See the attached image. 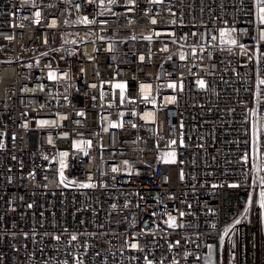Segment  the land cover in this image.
Returning <instances> with one entry per match:
<instances>
[{"label":"built area","instance_id":"built-area-1","mask_svg":"<svg viewBox=\"0 0 264 264\" xmlns=\"http://www.w3.org/2000/svg\"><path fill=\"white\" fill-rule=\"evenodd\" d=\"M261 8L0 0V264H264Z\"/></svg>","mask_w":264,"mask_h":264},{"label":"snow or ice","instance_id":"snow-or-ice-1","mask_svg":"<svg viewBox=\"0 0 264 264\" xmlns=\"http://www.w3.org/2000/svg\"><path fill=\"white\" fill-rule=\"evenodd\" d=\"M113 2H114V0H113ZM155 2H160V0H155ZM261 2L264 3V0H261ZM261 12H264V8H261ZM37 15H39V13H37ZM261 19L264 20V17H261ZM85 22H86V23L88 22L87 19H85ZM152 22L155 23L154 20H153ZM213 39H215V37H213ZM231 43H232V44H235L236 41H235V40H232ZM165 50H166V49H165ZM141 59H143V57H141ZM180 59H181V60L185 59V56H184V55H181V56H180ZM50 78H51V76H50ZM197 83L200 85L201 88H203V87L205 86L203 80H199V81H197ZM259 83H260L261 85H264V80H260ZM117 87H120V88L122 89V91H121V102H123V100H124L123 87H124V86H123V85H117ZM143 87H144V86L142 85V88H143ZM169 87H173V88H175L176 85H175V84H170ZM145 99H147V97H145ZM117 126H119V125H117V124H115V123L112 124V127H117ZM133 126H135V125H133ZM87 143H90V142H87ZM171 143L175 144L176 141H172ZM2 146H3V145H0V147H2ZM64 155H66V153H62V154H61V156H64ZM169 155H171L172 157H174V156H175V153H170ZM172 162H174V160H173ZM62 166H63V164H62ZM113 171H116V169L113 168ZM62 175H63V174L61 173V176H62ZM260 183H261L262 185H264V178H261ZM80 186H81V187H88V186H91V185H80ZM260 197H261L260 207H261V208H264V190H262V191L260 192ZM181 215H183V213H181ZM169 219H170L169 227H176L175 219L172 218V217H170ZM236 223H239V220H237ZM225 235H227V232L225 233ZM72 239L75 240L76 237L73 236ZM132 247H136V245L133 244ZM149 264H151V262H149Z\"/></svg>","mask_w":264,"mask_h":264},{"label":"rangeland","instance_id":"rangeland-1","mask_svg":"<svg viewBox=\"0 0 264 264\" xmlns=\"http://www.w3.org/2000/svg\"><path fill=\"white\" fill-rule=\"evenodd\" d=\"M118 85H123V84H118ZM124 88V87H123Z\"/></svg>","mask_w":264,"mask_h":264}]
</instances>
